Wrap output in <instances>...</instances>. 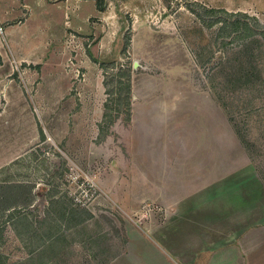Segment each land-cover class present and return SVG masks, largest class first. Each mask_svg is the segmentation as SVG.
<instances>
[{"label":"rangeland","instance_id":"obj_1","mask_svg":"<svg viewBox=\"0 0 264 264\" xmlns=\"http://www.w3.org/2000/svg\"><path fill=\"white\" fill-rule=\"evenodd\" d=\"M196 2L245 11L264 22V0H106V7L124 20L120 42L125 54L118 63L102 59L105 89H93L91 103L63 101L78 95L83 70L67 73L63 67L57 73L51 66L23 63L10 75L0 73V186L34 184L35 196L28 207L0 209V264H107L126 250L133 228L144 230L143 243L156 240L147 224L163 221L165 207L162 201L149 202L148 196L156 199L194 179L220 183L215 192L225 188L250 194L255 199L252 223L259 222L264 204V32L250 40L249 48L239 37H217L218 25L208 26L191 11ZM134 14L151 32L145 52L131 49ZM0 26V49L9 52L5 26ZM108 27L104 22L96 34L81 35L82 42L76 39L73 45L80 50L97 47ZM60 43L71 50L68 41ZM68 53L66 64L75 58ZM169 61L178 67L159 66ZM130 68L140 83H163L165 88L178 83L164 96L201 99L203 116L187 113L182 117L186 122L155 135L152 128H142L143 121L126 129L133 94L130 98L118 82L127 75L115 74ZM248 69L255 81L242 82ZM7 79L16 81L27 98L23 120L17 119L18 106L6 99L2 84ZM53 81L59 89L52 87ZM101 99L103 118L99 112L97 117ZM85 110H91L90 121L83 119ZM131 142L136 152L127 151ZM9 150L18 155L3 164ZM143 176L154 182L139 183ZM84 209L93 215L76 224ZM141 251L144 256L155 254L143 245V250L129 247L125 257L141 256Z\"/></svg>","mask_w":264,"mask_h":264},{"label":"crops","instance_id":"obj_2","mask_svg":"<svg viewBox=\"0 0 264 264\" xmlns=\"http://www.w3.org/2000/svg\"><path fill=\"white\" fill-rule=\"evenodd\" d=\"M114 10L111 7L100 10L97 0H0V24L5 26L6 43L10 47L9 52L0 49V73L10 75L23 63L33 64L41 69L51 66L52 71L57 73L63 71V67H68L65 69L67 73L83 70L85 76L77 82L78 95H71L63 101L88 105L92 101L93 89H105L102 63L106 61L102 59L114 58L110 61L118 63L125 54V46L120 42L124 20ZM138 16L140 15L133 16V33L129 40L134 52L137 49L145 52L150 48L151 32ZM104 22L109 27L99 37L97 47L90 45L83 50L75 48L73 44L76 39L81 43V35L96 34ZM64 40L68 41L70 51L60 43ZM68 52H72L75 58L66 64ZM134 52L129 51L132 54ZM170 54L169 51L168 55ZM159 66L164 70L169 67L174 70L178 64L169 61L161 62ZM70 85L68 82V87ZM170 85L165 88L163 83H140L134 73L131 79V118L126 129L143 121L147 126L143 124L142 128L148 127L147 131L152 128L155 135L157 130L176 128L178 124L186 122L188 119L182 117L187 113L192 114L191 116H203L205 110L201 99L164 96L170 94V89L178 83L172 82ZM2 87L5 88V94H8L6 99H9V103L18 106L15 110L18 113L17 119L23 120L28 101L22 87L9 79L4 81ZM52 87L59 89V82L53 81ZM56 99L59 103L60 97L57 96ZM101 101L97 117L100 113V118H103L105 100ZM207 104L209 99L206 106ZM85 114L86 110L83 119L90 121L91 110ZM86 131L88 128L83 132L87 137L90 133ZM127 145V151L136 152L135 143ZM17 155L18 152L12 154L10 150L7 151V155L4 153L3 164L11 162ZM153 182L150 177L139 178V183L149 185ZM199 184L207 186L199 187ZM216 184L220 183H201L194 179L179 188H168V192L165 191L156 199L148 196L149 202L162 201L161 205L165 207L163 221H149L147 224V229L154 231L156 240L149 238V243H143L140 239L145 237L144 230L133 228L126 250L112 257L107 264H264V204L261 219L253 225L252 200L255 199L250 194L229 192L225 188L222 192H215ZM156 213L159 212L153 213L155 219ZM143 245H147L155 254L144 256L141 251V256L125 257L129 247L142 246L143 250Z\"/></svg>","mask_w":264,"mask_h":264},{"label":"trees","instance_id":"obj_3","mask_svg":"<svg viewBox=\"0 0 264 264\" xmlns=\"http://www.w3.org/2000/svg\"><path fill=\"white\" fill-rule=\"evenodd\" d=\"M107 3L106 0H97V7L100 10H104ZM191 11H193L196 16L201 19L208 26H217V37H233L237 39L238 37L245 41L247 48H249L250 40L252 38H257L264 32V22H262L258 17L249 14L245 11H231L224 7H209L202 3H195L194 6L191 4ZM228 40H224L223 44H228ZM96 59V57H95ZM2 63V56L0 54V64ZM123 69V68H122ZM127 72H119L115 74L117 76L126 74V80L118 78V82L121 90L123 88L127 89L128 96L131 98V79L132 72L131 68L126 70ZM244 79L240 78L242 82L255 81L252 69H248L244 72L242 76ZM255 77L258 78L257 74ZM109 103H107V106ZM131 113V101L129 102V112ZM109 113L106 112V116ZM113 121L112 119L110 120ZM34 184L30 183H11L0 186V203L1 210L18 209L30 206L35 201V196L33 193ZM85 212V216L78 219L76 224L81 223L85 218L92 216V212L84 209L82 213ZM20 264V263H16Z\"/></svg>","mask_w":264,"mask_h":264},{"label":"built area","instance_id":"obj_4","mask_svg":"<svg viewBox=\"0 0 264 264\" xmlns=\"http://www.w3.org/2000/svg\"><path fill=\"white\" fill-rule=\"evenodd\" d=\"M0 33H3V28L0 26Z\"/></svg>","mask_w":264,"mask_h":264}]
</instances>
